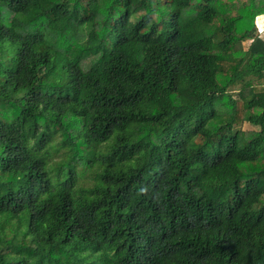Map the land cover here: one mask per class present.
Returning <instances> with one entry per match:
<instances>
[{
  "label": "trees",
  "instance_id": "16d2710c",
  "mask_svg": "<svg viewBox=\"0 0 264 264\" xmlns=\"http://www.w3.org/2000/svg\"><path fill=\"white\" fill-rule=\"evenodd\" d=\"M262 14L0 0V264H264Z\"/></svg>",
  "mask_w": 264,
  "mask_h": 264
},
{
  "label": "crops",
  "instance_id": "0c3cea01",
  "mask_svg": "<svg viewBox=\"0 0 264 264\" xmlns=\"http://www.w3.org/2000/svg\"><path fill=\"white\" fill-rule=\"evenodd\" d=\"M256 24L258 28H261L260 35L264 37V14L257 16L256 18ZM260 25V27H259Z\"/></svg>",
  "mask_w": 264,
  "mask_h": 264
},
{
  "label": "rangeland",
  "instance_id": "374dc122",
  "mask_svg": "<svg viewBox=\"0 0 264 264\" xmlns=\"http://www.w3.org/2000/svg\"><path fill=\"white\" fill-rule=\"evenodd\" d=\"M259 27H260V25H259ZM259 30H261V28H259ZM241 128L252 129V128H254V127L251 126V125H249L248 123H244V124L241 126Z\"/></svg>",
  "mask_w": 264,
  "mask_h": 264
}]
</instances>
